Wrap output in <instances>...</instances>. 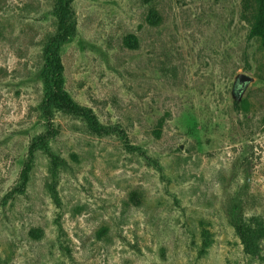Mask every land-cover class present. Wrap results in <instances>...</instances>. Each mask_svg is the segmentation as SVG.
Here are the masks:
<instances>
[{
    "label": "rangeland",
    "instance_id": "374dc122",
    "mask_svg": "<svg viewBox=\"0 0 264 264\" xmlns=\"http://www.w3.org/2000/svg\"><path fill=\"white\" fill-rule=\"evenodd\" d=\"M55 4L0 0V264H264V48L243 0H72L63 89L122 132L51 105L6 197L48 129Z\"/></svg>",
    "mask_w": 264,
    "mask_h": 264
},
{
    "label": "trees",
    "instance_id": "16d2710c",
    "mask_svg": "<svg viewBox=\"0 0 264 264\" xmlns=\"http://www.w3.org/2000/svg\"><path fill=\"white\" fill-rule=\"evenodd\" d=\"M72 0H56L55 17L57 22V34L45 46L46 76L44 78L45 98L43 102V112L46 115L48 129L44 135L36 137L28 147V154L23 163L20 172L19 185L10 191L7 196L16 192H22L27 184L29 173L33 165L35 152L41 147H46L47 136H54L55 131L51 128L50 106L56 105L62 111L70 113L83 119L92 133L96 135L119 134L120 129L115 125H100L93 111L87 107L79 105L63 89V66L59 54V44L73 30V24L70 20L73 18ZM243 9L248 13L247 19L250 21L249 36L258 38L261 46L264 48V0H243ZM245 102V101H243ZM50 127V128H49ZM130 148V147H129ZM52 167L55 168L59 161L58 155L49 152ZM51 197L58 201L57 192L54 187L51 188ZM231 224L238 238L240 239L244 250L248 254L255 251V236L253 235L249 224L247 223L243 205L240 199H236L232 204ZM255 221H259L257 218ZM257 238V237H256Z\"/></svg>",
    "mask_w": 264,
    "mask_h": 264
},
{
    "label": "water",
    "instance_id": "95a60500",
    "mask_svg": "<svg viewBox=\"0 0 264 264\" xmlns=\"http://www.w3.org/2000/svg\"><path fill=\"white\" fill-rule=\"evenodd\" d=\"M250 80H251V78L249 76H247L245 73H239L236 77V83H235L236 89L240 90V92H242L246 83Z\"/></svg>",
    "mask_w": 264,
    "mask_h": 264
}]
</instances>
